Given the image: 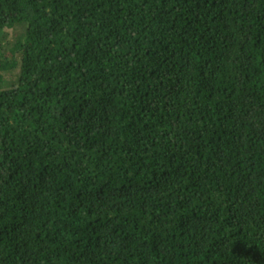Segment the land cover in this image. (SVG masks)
I'll use <instances>...</instances> for the list:
<instances>
[{
    "label": "trees",
    "instance_id": "1",
    "mask_svg": "<svg viewBox=\"0 0 264 264\" xmlns=\"http://www.w3.org/2000/svg\"><path fill=\"white\" fill-rule=\"evenodd\" d=\"M0 264H264V0H0Z\"/></svg>",
    "mask_w": 264,
    "mask_h": 264
}]
</instances>
